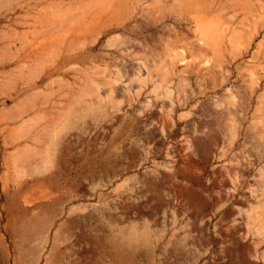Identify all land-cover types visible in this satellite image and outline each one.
Instances as JSON below:
<instances>
[{
  "label": "rangeland",
  "instance_id": "1",
  "mask_svg": "<svg viewBox=\"0 0 264 264\" xmlns=\"http://www.w3.org/2000/svg\"><path fill=\"white\" fill-rule=\"evenodd\" d=\"M0 264H264V0H0Z\"/></svg>",
  "mask_w": 264,
  "mask_h": 264
}]
</instances>
